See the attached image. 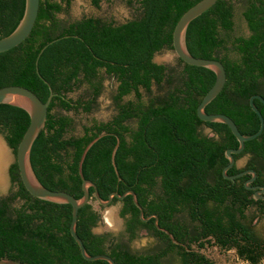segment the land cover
Wrapping results in <instances>:
<instances>
[{
    "label": "trees",
    "instance_id": "obj_1",
    "mask_svg": "<svg viewBox=\"0 0 264 264\" xmlns=\"http://www.w3.org/2000/svg\"><path fill=\"white\" fill-rule=\"evenodd\" d=\"M101 1L92 0L96 6ZM125 1L136 15L117 22L95 16L61 18L73 0H41L27 39L0 53V87L22 85L43 101L50 95V86L57 93L48 108L45 128L31 150L37 176L48 188L81 198L83 150L100 133L112 132L115 135L103 136L88 151L85 177L97 184L103 199L113 191L123 194L133 189L144 216L157 214L159 225L186 246L175 244L159 230L154 217L143 221L132 195L114 197L112 202L123 205L120 215L125 219V234L95 233L101 212L93 204L97 198L90 187L91 199L80 208L77 223V233L90 254H107L116 264H217L204 252L187 250L208 243L224 250L236 248L244 261L262 264L264 238L256 232L254 222L264 217V200L255 199V190L246 187L252 174L235 180L223 174L229 163L226 150L238 148L239 141L228 125L205 122L197 114L216 74L179 57L177 66L154 60L156 53L174 50L177 22L200 0ZM25 7L26 0H0V37L17 27ZM237 19L246 22L249 34L237 32ZM55 39L39 58L40 76L37 56ZM187 45L194 56L219 59L226 68V84L206 112L229 115L243 134L257 132L260 118L250 98L254 94L264 97V0H218L190 23ZM107 78L120 83L114 95L115 114L108 121L92 118L82 123L80 134H74L75 119L68 113L91 114ZM83 86L84 94L76 99L70 96ZM255 104L264 116V104L259 99ZM29 124L25 109L0 104V133L15 155ZM203 126L210 127L212 134L204 133ZM117 136L119 175L112 164ZM247 154H252L247 164H235L228 174L253 169L258 178L249 184L264 185V131L234 156L238 160ZM10 176L14 189L0 196V258L26 264H110L83 257L70 232L71 204L33 196L21 179L16 160ZM253 206H258V213L247 214ZM143 232L156 236L160 244L147 252L132 250L126 237L132 241Z\"/></svg>",
    "mask_w": 264,
    "mask_h": 264
},
{
    "label": "water",
    "instance_id": "obj_2",
    "mask_svg": "<svg viewBox=\"0 0 264 264\" xmlns=\"http://www.w3.org/2000/svg\"><path fill=\"white\" fill-rule=\"evenodd\" d=\"M217 1L218 0H200L195 5L190 7L180 17L173 32L174 52L176 56L181 58L184 62L194 66L209 68L216 74V80L214 85L210 88V90L206 93V95L203 97V99L198 105L197 108L198 117L205 122H218L228 125L232 133L238 139L239 147L228 148L226 150V157L229 159V163L223 169L224 177L230 180H235L236 178L241 177L245 174H252V177L246 182V187L248 189L256 190V192L254 193V197L256 199H264V186L262 185L251 186L249 184L250 182L254 181L257 177V172L255 170L248 169L237 174H233V175L228 174V170L232 168L237 162L234 155L241 153L245 149V143L247 141L255 139L256 137L260 136L264 131V116L257 107V105L255 104V99H259L264 104V97L261 94H254L250 98V105L254 110V112L259 116L261 123L259 130L250 135L243 134L240 131L234 119L231 118L229 115L225 113L206 112V106L221 93V91L223 90L226 84L227 81L226 68L223 62L220 61L219 59L194 56L190 52L187 45V29L190 23L195 18H197L198 16L206 12L208 9H210ZM40 2L41 0H26L25 12L17 27L10 34L4 37H0V53L13 49L14 47L18 46L27 39V37L30 35L37 21ZM58 39H55L49 42L48 44H46L40 50L37 56L36 66L40 76L41 74L39 72V67H38L39 58L43 53V51L47 48V46ZM44 81L47 84H49L47 80ZM50 90L51 92L48 99L46 101H43L34 91H32L31 89L25 86L22 85L3 86L0 87V104L8 103L22 107L30 115V124L19 143L16 152V161L19 166L21 179L27 190L33 196L54 203L72 205V221L70 225V232L72 237L78 243L83 257L91 261L106 260L110 264H116V261L107 254H95V255L90 254L87 251L82 238H80V236L77 233L79 210L81 207L86 205L91 199L90 187L94 188L95 197L97 198V201L100 205H110L113 202L114 197L118 199H124L127 195H132L135 205L140 210V217L143 221H149L152 217H154L155 224L159 230L166 232L175 244H182L186 246V244L177 240L170 230L159 225V217L157 214H151L146 217L144 216V208L140 204L138 200V196L133 189H129L123 194H120L118 191H113L112 193H110L108 199H103L99 193L97 184L91 179L85 177L83 173V164L88 151L103 136L108 134L115 135L112 132L100 133L95 138H93L83 150L81 159L79 161V174L82 179V189H83V196L81 198H77L73 194L65 190H52L47 186H45L40 181L31 161V150L35 140L37 139L41 131L45 128L48 118V108L52 102L53 97L57 95V93L53 91L51 86H50ZM117 139L118 141L112 150V164L114 166L116 174L119 175L115 156L118 147L120 145V138L117 136ZM119 179H121L120 176ZM187 250L202 252L203 250H206V248L190 249L189 247H187ZM0 264H26V263L15 259L0 258Z\"/></svg>",
    "mask_w": 264,
    "mask_h": 264
},
{
    "label": "rangeland",
    "instance_id": "obj_3",
    "mask_svg": "<svg viewBox=\"0 0 264 264\" xmlns=\"http://www.w3.org/2000/svg\"><path fill=\"white\" fill-rule=\"evenodd\" d=\"M86 15H95L101 17L114 18L117 21H125L136 15L135 10L130 7L125 0H112L111 2L102 1L100 6L94 5L91 0H73L69 7L68 13H61V18L77 19ZM237 32L243 34H249V29L246 22L243 19H237ZM154 60L158 63H163L169 66H177L178 57L174 50L164 49L156 53ZM115 80L111 78L105 79V86L103 93L98 99V104L93 112L89 115L84 113L76 114L69 112L68 114L75 119L76 129L74 134H80L82 131V123H87L92 118H96L100 121L110 119L116 112V107L112 101L113 90L115 87ZM154 90L157 92L158 87L154 86ZM86 87L83 86L73 92L70 96L78 97L84 94ZM202 130L206 134H212V129L208 126H203ZM0 139L5 144L8 151V159L5 165V184H0V196L7 195L12 189L14 184L10 176V167L16 160V155L13 148L8 144L5 136L0 133ZM249 160V156L245 155L237 160L238 167H244ZM94 206L101 212V220L94 228L96 233L111 232L115 236H122L125 234V219L121 217L120 210L122 208L121 202H115L110 205H100L98 201H93ZM256 229L259 234L264 237V217L258 219L256 222ZM127 238V237H126ZM158 239L153 235L147 233H141L136 239L129 242L133 250L146 251L149 248L157 245ZM211 250V248H210ZM210 257L215 259L218 264H249L248 262L239 259L236 256L235 249L229 251L222 250L220 252L211 251L207 252Z\"/></svg>",
    "mask_w": 264,
    "mask_h": 264
},
{
    "label": "flooded vegetation",
    "instance_id": "obj_4",
    "mask_svg": "<svg viewBox=\"0 0 264 264\" xmlns=\"http://www.w3.org/2000/svg\"><path fill=\"white\" fill-rule=\"evenodd\" d=\"M102 1H106V2H111V1H108V0H102ZM101 1V2H102ZM91 2H92V0H91ZM101 2H100V4H101ZM93 3V2H92ZM94 4V3H93ZM95 5V4H94ZM86 16H95V15H86ZM95 17H101V16H95ZM82 18V17H81ZM81 18H77V19H81ZM102 18H104L105 20H115V21H117L116 19H114V18H109V17H102ZM74 20H76V19H74ZM126 21V20H125ZM117 22H124V21H117ZM115 87H114V90H113V95H112V101H113V103H114V105H115V101H114V95H116L117 94V89H118V86H119V82H117V81H115ZM103 86H105V81L103 82ZM75 99L77 98V97H74ZM99 99V98H98ZM98 99H97V102H98ZM116 106V105H115ZM65 113H67L66 111H64ZM71 112H73V111H71ZM112 118V117H111ZM110 118V119H111ZM110 119H108V120H110ZM108 120H102V121H108ZM248 156H249V159L251 158V156H252V154H247ZM236 164H237V162H236ZM258 178V174H257V177H256V179ZM255 179V180H256ZM254 180V181H255ZM254 181H252V182H250V183H253ZM257 185H262L261 183H257L256 185H251V186H257ZM262 186H264V185H262ZM251 190H253V189H251ZM255 192H256V190H255ZM256 199V198H255ZM257 200H264V199H257ZM112 204V203H111ZM123 206V205H122ZM254 212H256V213H258V206H253L252 208H250V209H248V211H247V214H249V215H251V214H253ZM260 219V218H259ZM258 221V220H257ZM256 221V222H257ZM256 222H254V228H255V230H256V232L259 234V232L257 231V229H256ZM93 231H94V228H93ZM125 231H126V225H125ZM95 232V231H94ZM96 233V232H95ZM260 235V234H259ZM155 238H157L156 236H154ZM262 237V236H261ZM264 238V237H263ZM158 239V238H157ZM127 241L128 242H131V240H128V237H127ZM160 244V240L158 239V241H157V245H154L153 247H151V248H149L148 250H146V251H140V252H147V251H151V250H153V249H155L158 245ZM194 247L193 248H196L195 247V244L193 245ZM131 247V246H130ZM202 248H206V250H203L202 252H204L205 254H206V256L209 258V259H211V260H213V261H215L216 263H217V261L215 260V259H213L212 257H210V255H208L207 254V252H211L212 250L213 251H217V252H220V251H222V250H224V249H220L219 248V246L218 245H214V246H210L208 243H205V246L204 247H202ZM210 248H211V250H210ZM131 249H132V247H131ZM201 249V248H200ZM235 249V252H236V256L239 258V259H242L239 255H238V253H237V250H236V248H234ZM133 250V249H132ZM134 251H136V250H134ZM226 251H229V250H226ZM243 260V259H242ZM247 262V261H246ZM249 263V262H248ZM218 264V263H217ZM249 264H251V263H249ZM262 264H264V261H263V263Z\"/></svg>",
    "mask_w": 264,
    "mask_h": 264
},
{
    "label": "bare ground",
    "instance_id": "obj_5",
    "mask_svg": "<svg viewBox=\"0 0 264 264\" xmlns=\"http://www.w3.org/2000/svg\"><path fill=\"white\" fill-rule=\"evenodd\" d=\"M8 151L5 146V144L2 142L0 139V184H5L6 179H5V165L8 159Z\"/></svg>",
    "mask_w": 264,
    "mask_h": 264
}]
</instances>
